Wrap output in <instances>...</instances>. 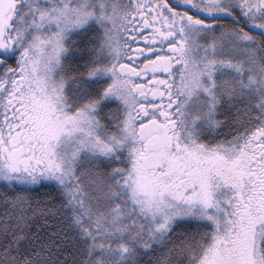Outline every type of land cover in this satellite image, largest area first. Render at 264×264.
Masks as SVG:
<instances>
[{"label":"snow or ice","instance_id":"snow-or-ice-1","mask_svg":"<svg viewBox=\"0 0 264 264\" xmlns=\"http://www.w3.org/2000/svg\"><path fill=\"white\" fill-rule=\"evenodd\" d=\"M0 264H264V0H0Z\"/></svg>","mask_w":264,"mask_h":264}]
</instances>
